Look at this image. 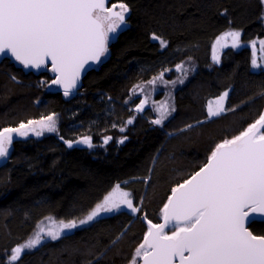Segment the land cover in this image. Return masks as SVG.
<instances>
[{
    "label": "trees",
    "instance_id": "1",
    "mask_svg": "<svg viewBox=\"0 0 264 264\" xmlns=\"http://www.w3.org/2000/svg\"><path fill=\"white\" fill-rule=\"evenodd\" d=\"M125 2L127 25L68 97L40 84L41 78L51 80L49 71L24 72L16 62L0 60V129L53 113L59 117L56 132L14 139L0 164V264H7L11 249L41 219H82L117 184L140 212L101 214L26 250L16 264H127L143 241L147 220L160 222L171 189L206 161L216 143L239 134L264 108V69L252 68L248 45L224 49L219 63L210 57V43L227 29L240 31L244 43L264 40L260 0ZM153 33L167 47L161 48ZM180 60L195 71L177 85L173 116L163 125L127 124L128 90ZM225 91V108L235 111L208 118L207 101ZM84 136L93 147L64 143ZM106 136L112 139L104 144ZM249 228L264 234V222Z\"/></svg>",
    "mask_w": 264,
    "mask_h": 264
},
{
    "label": "snow or ice",
    "instance_id": "2",
    "mask_svg": "<svg viewBox=\"0 0 264 264\" xmlns=\"http://www.w3.org/2000/svg\"><path fill=\"white\" fill-rule=\"evenodd\" d=\"M107 2L0 0V55L10 54L25 69H41L50 62L51 71L55 73L51 83L62 86L64 96L68 97L76 90L85 66L100 62L108 52L111 35L127 25L130 8L125 0L110 7L106 6ZM260 3L264 5V0ZM261 19L264 20V16ZM241 35L240 31H227L217 37L213 61L220 62L217 46L228 47L227 43L221 44L222 41L231 38L232 48L241 47ZM151 38L159 41L161 48L167 47L168 42L155 33ZM259 46L264 52V40L259 41ZM251 48L252 68L264 67L257 62V41L251 42ZM176 70L187 74L183 64H177ZM167 71L169 69L147 84L169 83L163 79ZM136 89L144 90L142 85H136L132 89L134 94ZM228 95L225 91L209 102L208 118L235 111L225 108ZM260 95L264 96V92ZM146 104L147 98L140 100L135 110L143 112ZM154 110L158 117L151 123L163 125L175 108L161 102ZM126 123L132 124L133 119ZM193 126L188 124L187 128ZM56 131L54 113L0 129V159L8 157L14 137H27L30 133L39 137ZM111 139L106 136L104 144ZM64 143L69 148L74 144L94 146L89 136ZM130 196L117 184L82 219L56 221L47 217L49 225L43 227L44 221H41L25 243L11 249L7 264H16L22 253L36 248L45 237L58 240L66 231L94 221L101 213L118 211L122 206L133 214L140 212ZM161 215L163 223H153L145 217L148 228L130 264H138V259L142 264H264V234H255L249 228L252 223L264 222V112L238 135L216 143L199 170L171 189Z\"/></svg>",
    "mask_w": 264,
    "mask_h": 264
},
{
    "label": "rangeland",
    "instance_id": "3",
    "mask_svg": "<svg viewBox=\"0 0 264 264\" xmlns=\"http://www.w3.org/2000/svg\"><path fill=\"white\" fill-rule=\"evenodd\" d=\"M113 3H117V1H111L109 3H107L106 6L110 7ZM264 7V5H263ZM227 31H237V30H233V29H227L225 30L224 32L220 33L219 35H217L213 40L212 42L210 43V57H211V61H213L212 59V55H213V45L215 44L216 42V39L217 37L221 36L223 33L227 32ZM259 40H255L257 41V48H256V58H257V62L258 63H261V64H264V52H261L260 51V46H259ZM245 41H242L241 40V47L243 46H246L248 45L250 47V52H251V56H252V48H251V42H248V43H244ZM224 43H227L228 44V47H221V46H217V54L220 58L221 56V52L226 49V48H232L231 47V38H228L226 41H222L221 44H224ZM241 47H238V48H232V49H239ZM108 51H109V48H108ZM108 55V52L105 54V56L103 58H106ZM187 60H180L178 61L175 65L171 66V67H167L165 69H169V71L165 72L164 74V81H169V83L165 84L164 82L162 81H157L154 85H148L147 84V81L149 80H152L154 77H157L162 71H164L165 69H162L160 70L157 74H154L153 76H151L149 79H146V80H143V81H140V82H137L135 83L129 90H128V93H127V96L125 97V99L123 100V104L128 108V110L130 111V115L126 118L125 121L129 120V119H133V123H151V121L155 118L158 117V113L154 110V107L156 105H159L161 102H167L169 103L170 105L174 106L175 108V102H174V98H175V92H176V89H177V85L180 84L179 80L180 79H183L184 81L186 80V78L188 77L189 74H192L194 73L195 71V66H190L188 67L187 65H185V62ZM216 63V62H214ZM177 64H183L184 65V69L186 70V75L184 74L185 72L184 71H177L176 70V65ZM254 69V68H253ZM258 69V68H256ZM261 69H264V67H261ZM47 71H49L48 69H46ZM46 70H43V71H46ZM189 72V74H188ZM49 74L50 76L52 77L51 80L49 81H46L45 79L41 78L39 81H40V84H43L44 86L46 85L47 88H51L53 87L52 86V79H53V76L51 75L52 73H50L49 71ZM171 81H177L175 84H172ZM136 85H142L143 86V91H141L140 89H136V93L134 94L132 89L134 88V86ZM147 98V104L145 105V110L143 112H137L135 109H136V105L139 104L140 100L142 99H145ZM261 112H264V108L262 109ZM174 112H172L171 116H169V118L167 120H169L172 116H173ZM56 116V121H57V124L59 123V117L57 116V114H55ZM258 118V117H257ZM256 118V119H257ZM139 119V120H138ZM255 119V120H256ZM37 120V119H35ZM165 120L164 123L167 121ZM254 120V121H255ZM199 121H202V120H199ZM253 121V122H254ZM163 123V124H164ZM252 123V122H251ZM154 125V124H153ZM247 127V126H246ZM245 127V128H246ZM244 130V129H243ZM48 133H52V132H45L43 135H46ZM41 135V136H43ZM238 135V134H237ZM29 136H32V137H37L33 134H29ZM27 136V137H29ZM39 136V137H41ZM18 138H26V137H14V139H18ZM11 149H12V146L10 148V151H9V154L11 152ZM9 156V155H8ZM7 158H3V161H5ZM123 190V189H122ZM112 191V190H111ZM110 191V192H111ZM125 191V190H124ZM130 198L132 199V196H130ZM103 201V200H102ZM101 201V202H102ZM100 202V203H101ZM138 206V205H136ZM163 208V207H162ZM161 208V209H162ZM161 209L158 213L160 219L162 218V215H161ZM120 210H126L128 213H131V211L129 209H127L126 207H121ZM110 213V212H109ZM101 214H104V213H101ZM47 217L41 219L37 224H40L41 221H44V224L42 225L43 227H47L49 225V221L46 219ZM53 218V217H52ZM54 219V218H53ZM56 220V219H54ZM56 221H59V220H56ZM36 226L35 228L33 229L32 233L27 236L23 242L25 243L29 237H31L33 234H34V231L36 230ZM66 232H70V231H66ZM65 232V233H66ZM63 235V234H62ZM47 239H50V238H47L45 237L43 239V241L47 240ZM42 241V242H43ZM143 241H141L140 243H142ZM139 243V244H140ZM139 244L136 245L135 249L139 246ZM134 249V251H135ZM134 251H133V254H134ZM132 254V256H133ZM139 261V259H138ZM127 264H130V260Z\"/></svg>",
    "mask_w": 264,
    "mask_h": 264
},
{
    "label": "water",
    "instance_id": "4",
    "mask_svg": "<svg viewBox=\"0 0 264 264\" xmlns=\"http://www.w3.org/2000/svg\"><path fill=\"white\" fill-rule=\"evenodd\" d=\"M110 0H108V2H109ZM107 2V3H108ZM114 35H111V37H113ZM109 43H110V41H109ZM109 43H108V46H109ZM4 58H7L8 60H10L11 62H15V60H14V58H12L11 56H10V54L9 55H0V60L1 59H4ZM102 58V57H101ZM17 62V61H16ZM100 62H101V60H100ZM100 62H98V63H90L89 65H86L85 66V69L86 70H84V71H82L81 72V75H80V79H79V82H78V85H77V88H76V90H78L79 88H80V85H81V80H82V78H83V76L86 74V72L87 71H89V70H91V69H93V68H95L98 64H100ZM19 63V62H18ZM20 65V64H19ZM21 66V68H22V70L24 71V72H39V71H43V70H45L46 68H48L50 71H51V63L49 62L48 64H47V66L46 67H44V68H41V69H35V68H29V69H25V68H23V66L22 65H20ZM51 73H52V75H53V79H55V73H53L52 71H51ZM53 85V84H52ZM53 86H55L58 90H60V91H63V87L62 86H59V85H53ZM76 90H74V91H76ZM73 91V92H74ZM222 94V93H221ZM221 94H219V95H217V96H215V97H213V98H211L210 100H208L207 101V103H206V112H207V107H208V104H209V102L210 101H215V99L218 97V96H220ZM227 99V98H226ZM225 103H226V101H225ZM67 145V144H66ZM3 162V159H0V164ZM206 162V161H205ZM204 162V163H205ZM203 163V164H204ZM202 164V165H203ZM201 165V166H202ZM200 166V167H201ZM199 170V168L197 169V170H195V171H198ZM194 171V172H195ZM193 172V173H194ZM192 173V174H193ZM191 176V175H190ZM189 176V177H190ZM188 177V178H189ZM187 178V179H188ZM171 195V194H170ZM169 195V196H170ZM168 199V198H167ZM167 202V201H166ZM160 223H163V220H162V218H161V221H160ZM138 264H142V260H139L138 261Z\"/></svg>",
    "mask_w": 264,
    "mask_h": 264
}]
</instances>
